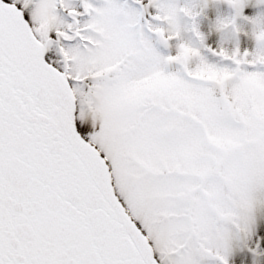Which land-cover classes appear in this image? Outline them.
<instances>
[{"label": "snow or ice", "instance_id": "1", "mask_svg": "<svg viewBox=\"0 0 264 264\" xmlns=\"http://www.w3.org/2000/svg\"><path fill=\"white\" fill-rule=\"evenodd\" d=\"M0 264H264V0H0Z\"/></svg>", "mask_w": 264, "mask_h": 264}]
</instances>
